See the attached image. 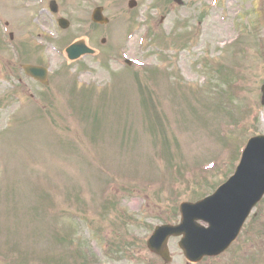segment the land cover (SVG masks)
I'll return each mask as SVG.
<instances>
[{
	"label": "rangeland",
	"instance_id": "374dc122",
	"mask_svg": "<svg viewBox=\"0 0 264 264\" xmlns=\"http://www.w3.org/2000/svg\"><path fill=\"white\" fill-rule=\"evenodd\" d=\"M46 1L0 0V16L23 15L16 42L26 41L30 27L52 33L41 48L50 83L33 85L42 102L0 100V264H164L145 245L153 227L178 218L182 201L212 192L233 172L237 148L264 131V25L255 35L242 26L248 12L236 18L238 0H226L223 10L213 0H182L161 25L175 30L183 21L195 32L182 43L187 32L178 29L175 45L154 28L155 10L173 6L166 0H137L133 9L128 0H58L72 19L60 37L37 15ZM98 4L115 22L103 30L107 36L87 14ZM86 36L99 52L67 65L58 46ZM238 42L236 65L229 52ZM252 213L234 246L198 264H264V249L256 247H264V199ZM115 226L126 240L107 253L100 230L114 235ZM168 246L167 264H187L177 240Z\"/></svg>",
	"mask_w": 264,
	"mask_h": 264
},
{
	"label": "water",
	"instance_id": "95a60500",
	"mask_svg": "<svg viewBox=\"0 0 264 264\" xmlns=\"http://www.w3.org/2000/svg\"><path fill=\"white\" fill-rule=\"evenodd\" d=\"M71 49L75 55L87 50L78 44L72 46ZM263 192L264 137H257L252 139L247 146L234 176L219 187L214 195L189 206L185 226L188 222L193 225V219L199 214H207L211 224L207 233L208 237L204 239L202 236L197 246L193 245L191 239L195 232L187 229L185 234V226L182 228L185 234L184 245L187 255L192 259H198L203 254H213L225 248L237 234L241 222ZM205 202L213 206L205 208ZM158 250L163 253L161 248Z\"/></svg>",
	"mask_w": 264,
	"mask_h": 264
},
{
	"label": "bare ground",
	"instance_id": "6f19581e",
	"mask_svg": "<svg viewBox=\"0 0 264 264\" xmlns=\"http://www.w3.org/2000/svg\"><path fill=\"white\" fill-rule=\"evenodd\" d=\"M223 30H225V31H222L221 33H220V36L221 37H226L227 35H229V33H228V31L224 28Z\"/></svg>",
	"mask_w": 264,
	"mask_h": 264
}]
</instances>
